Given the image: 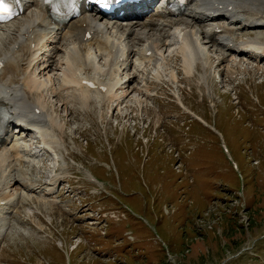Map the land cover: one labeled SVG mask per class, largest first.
Listing matches in <instances>:
<instances>
[{"label":"rangeland","instance_id":"374dc122","mask_svg":"<svg viewBox=\"0 0 264 264\" xmlns=\"http://www.w3.org/2000/svg\"><path fill=\"white\" fill-rule=\"evenodd\" d=\"M160 62L163 73L155 78ZM180 63L156 58L148 65L145 104H155L157 112L145 116L137 104L124 109L128 116L116 110L111 121L105 106L104 117L97 106L86 116L71 95L65 104L47 95L49 112L65 123L67 158L76 169L58 171L62 201L52 204V198L34 197L49 185L50 157L23 162L31 180L39 181L38 193L22 187L34 200L18 201L16 211L0 217V264H264V64L247 65L246 71L242 63L225 64L235 68L233 74L222 70L223 82L207 85L204 100L203 84L192 89L180 72L175 83L180 98L214 125L195 120L191 131L190 116L170 101L176 100L171 71ZM212 71L219 80V70ZM163 137L183 150L192 144L183 160L193 183L175 166ZM93 156L101 165L93 164ZM87 163L110 191L100 197L106 209L122 211L127 204L133 212L121 219L98 217L100 190L80 179ZM73 173L80 177L72 179ZM20 186L15 183L14 192ZM2 188L12 190L7 183ZM14 192L8 195L15 197Z\"/></svg>","mask_w":264,"mask_h":264},{"label":"bare ground","instance_id":"6f19581e","mask_svg":"<svg viewBox=\"0 0 264 264\" xmlns=\"http://www.w3.org/2000/svg\"><path fill=\"white\" fill-rule=\"evenodd\" d=\"M23 2L24 13L0 26V61L4 63L0 67V106L16 113V121L23 126L20 133H9L0 144V217L16 211L18 201L28 203L36 197L49 202L48 194L55 190L59 177L54 168L46 193L34 196L33 192L30 194L22 188L27 186L36 191L39 183L32 181L29 171L21 167L23 162L36 163L32 159L36 154L25 132L40 136L44 148L55 154L54 160L58 163L62 156L60 151L67 148L58 133L63 124L57 114L47 110V95L63 100L64 104L67 95H71L85 108L86 116H92L97 105L104 117L106 111L102 107L105 105L112 109L119 106L120 112L124 110L123 104L129 108L145 103L148 90L131 82H137L147 63L156 57L161 60L181 58L186 80L193 87L203 83L214 86L212 69L220 68L223 62L238 68L242 63L240 69L244 71L247 65L263 63L254 64L258 57L264 58V0H197L183 18L167 17L166 8L162 6L154 8L155 19L152 20L144 17L111 21L84 13L63 29L47 20L44 0ZM173 27H177L176 30L172 31ZM254 29L259 31L258 35H251ZM88 32L91 38L85 37ZM246 33L247 39L240 38ZM175 44H178L177 50L166 56L168 48ZM208 45L219 56L216 64L212 65V54L206 50ZM60 52L63 54L57 57ZM134 55L135 59H131ZM198 62L203 71L194 76ZM132 63L135 64L133 74L128 81H123L121 74L127 73ZM229 67L225 68L233 74L235 68ZM101 75L106 77L101 79ZM84 79L95 81L105 89L91 88ZM171 80L178 81V72L173 70ZM134 91L138 94L128 100ZM181 105L188 109L183 100ZM196 116L203 121L201 116ZM65 167L66 164L59 166ZM87 174L93 178L89 171ZM12 181L21 183L20 188L15 187V192ZM2 183H7V188L12 190L3 189ZM13 192L16 196L10 197L8 194ZM55 201L58 200L53 198L52 204Z\"/></svg>","mask_w":264,"mask_h":264}]
</instances>
